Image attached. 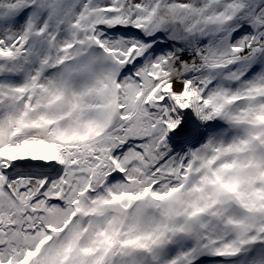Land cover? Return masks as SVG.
I'll list each match as a JSON object with an SVG mask.
<instances>
[{
	"label": "snow or ice",
	"instance_id": "obj_1",
	"mask_svg": "<svg viewBox=\"0 0 264 264\" xmlns=\"http://www.w3.org/2000/svg\"><path fill=\"white\" fill-rule=\"evenodd\" d=\"M0 264H264V0H0Z\"/></svg>",
	"mask_w": 264,
	"mask_h": 264
}]
</instances>
